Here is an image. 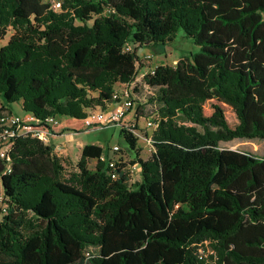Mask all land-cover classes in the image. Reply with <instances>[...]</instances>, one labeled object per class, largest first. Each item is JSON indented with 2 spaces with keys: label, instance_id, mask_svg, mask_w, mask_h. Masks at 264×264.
I'll return each mask as SVG.
<instances>
[{
  "label": "trees",
  "instance_id": "obj_1",
  "mask_svg": "<svg viewBox=\"0 0 264 264\" xmlns=\"http://www.w3.org/2000/svg\"><path fill=\"white\" fill-rule=\"evenodd\" d=\"M52 1L0 0V41L13 31L0 99L40 124L113 103L138 75L130 44L182 31L199 49L144 76L157 126L146 160L119 130L140 171L131 185L109 177L99 146L66 173L51 145L13 140L0 158V264H264V157L220 146L264 140V0Z\"/></svg>",
  "mask_w": 264,
  "mask_h": 264
},
{
  "label": "rangeland",
  "instance_id": "obj_2",
  "mask_svg": "<svg viewBox=\"0 0 264 264\" xmlns=\"http://www.w3.org/2000/svg\"><path fill=\"white\" fill-rule=\"evenodd\" d=\"M76 24H79L76 22ZM13 31L8 30L4 40L0 41V47L5 45L12 35ZM132 49L136 48V55L138 57L141 74L147 71L148 67L155 68L157 65H169L175 66L177 59L182 56H190L198 51V47L193 44L191 39L185 38L182 31H179L174 36L171 42H167L165 45H133L130 44ZM148 58V59H147ZM139 70V69H138ZM138 72V71H137ZM123 88L122 85L116 87L119 91ZM143 96L149 103L150 95L146 90H142ZM143 104L144 110L133 107V109L125 116L121 124L132 122L140 133L141 138L138 139L137 147L139 148V155L142 160H146L150 155V145L143 139L144 136L151 134L152 129L145 128V120L151 114L152 110L148 107V104ZM7 108L12 114L23 117L26 113L22 111L20 102L7 104L0 99V107ZM6 109V110H7ZM98 109V108H97ZM7 110V111H8ZM135 113V114H134ZM151 114V115H150ZM58 122L50 129V137L47 144L51 145L55 154L64 160V168L66 173H70L74 170L75 164L80 158L81 149L85 145H96L103 148L105 155L108 158L114 160H125L127 165H131L133 156L128 152L127 145L124 142L122 136L119 134L121 124H111L104 126L100 129L86 128L82 120H76L69 117H56ZM56 132V133H55ZM143 137V138H142ZM113 146H118L122 152L114 154L110 151ZM222 148L237 150L241 152H247L253 154L256 157H264V140H244L237 139L227 143H221ZM96 161L90 160L88 162V168L94 169ZM134 174L130 178L129 184H133L139 180V168L135 167ZM6 208L5 200L3 198L2 188L0 187V212ZM1 216V215H0Z\"/></svg>",
  "mask_w": 264,
  "mask_h": 264
},
{
  "label": "built area",
  "instance_id": "obj_3",
  "mask_svg": "<svg viewBox=\"0 0 264 264\" xmlns=\"http://www.w3.org/2000/svg\"><path fill=\"white\" fill-rule=\"evenodd\" d=\"M59 0L52 1V8L54 11H59L61 8ZM125 50H130V47L127 46ZM148 59V58H147ZM139 61L136 64L140 66ZM143 66H140L142 68ZM140 68L137 67L138 73ZM155 68L148 67L147 71L138 74L133 82L128 84H123V88L119 91L115 90L112 99L113 103L108 104L106 109H88L86 110V116L83 119L84 126L86 128H95L100 129L104 126H108L111 124H121L124 120L125 116L133 109V107H137L139 105H143L147 103V99L142 94V90H146L147 93L153 96V90L143 82L144 76L148 74H153ZM148 107L152 109L155 107V104L147 103ZM135 114V113H134ZM153 116H148L145 120V128L154 130L157 126L156 114H152ZM58 122L55 117L48 118L44 123L40 124L37 122L34 116L31 114H25L23 117L4 113L0 116V158L5 159L7 162L9 161L6 158L7 152L11 149L13 140L19 136H30L32 138H36L43 143L47 144L48 139L50 137V129L52 126L57 125ZM121 127H124L131 131L138 139L141 138L142 134L140 130H138L135 126V123L128 122L121 124ZM151 130V131H152ZM148 135L144 136V140L150 145L151 152V139ZM110 151L114 154L121 153V149L118 146H113ZM100 161L105 162L108 168V175L112 180H117L119 177V172L128 173L129 181L132 175L134 174L135 167L134 165H127L125 160H114L108 158L105 153L100 156ZM139 168V167H138ZM9 172V170H8ZM140 174V171H139ZM140 179V177H139ZM5 209H3V212ZM212 254L211 251H209ZM90 254H86L87 258L90 257Z\"/></svg>",
  "mask_w": 264,
  "mask_h": 264
},
{
  "label": "crops",
  "instance_id": "obj_4",
  "mask_svg": "<svg viewBox=\"0 0 264 264\" xmlns=\"http://www.w3.org/2000/svg\"><path fill=\"white\" fill-rule=\"evenodd\" d=\"M140 72H141V71H140ZM117 86H119V85H117ZM117 86H116V87H117ZM116 87H115V89H116ZM55 133H56V132H55Z\"/></svg>",
  "mask_w": 264,
  "mask_h": 264
}]
</instances>
